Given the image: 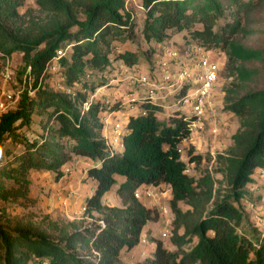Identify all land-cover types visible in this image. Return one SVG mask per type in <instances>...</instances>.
I'll use <instances>...</instances> for the list:
<instances>
[{"label":"trees","instance_id":"obj_1","mask_svg":"<svg viewBox=\"0 0 264 264\" xmlns=\"http://www.w3.org/2000/svg\"><path fill=\"white\" fill-rule=\"evenodd\" d=\"M35 2L37 10L22 13L26 0H0V54L4 59L23 55L19 74L23 77L31 68L35 92L31 96L25 90L17 107L0 117V155L11 153L0 164V203L34 206L32 172H51L59 181L64 166L85 158L95 163L87 177L96 182V191L86 201V214L95 222L76 226L50 216L34 222L0 207V264H122L123 251L136 248L147 225L161 217L158 209L136 198L144 186L170 190L176 248L170 251L154 240V256L146 264H264V233L253 230L252 239L240 233L245 219L241 201L256 173L264 175V50L238 40L246 19L264 0H141L147 43L161 45L186 32L192 40L185 48L223 57L229 82L223 109L240 120L234 145L217 157L228 188L223 195L209 173L198 179L188 175L189 164L201 160L192 156L193 148L188 162L179 152L191 136L190 123L175 112L160 121L162 106L138 104L141 113L129 119L122 154L112 153L107 144L103 117L118 106L91 98L111 78L113 43L135 40L128 0ZM225 19L227 24L217 31ZM68 47L58 64L69 92H58L44 83L57 52ZM117 60L129 67L138 64L132 52ZM33 125H39V135L28 133ZM8 142L23 151L7 150ZM119 179L122 206L110 207L104 200ZM181 204L190 210L183 211Z\"/></svg>","mask_w":264,"mask_h":264},{"label":"rangeland","instance_id":"obj_2","mask_svg":"<svg viewBox=\"0 0 264 264\" xmlns=\"http://www.w3.org/2000/svg\"><path fill=\"white\" fill-rule=\"evenodd\" d=\"M243 1L245 3H248L249 1L256 2L257 0ZM27 9L37 10L35 0H26V6L22 13H25ZM128 9L134 17L136 37L133 42L119 41L114 42L112 45V67L109 73V75L111 76L109 77L114 78L117 76L121 78V80L118 83H114V85L117 86L115 87V91H113V93L112 91H110L107 95L111 94V96L115 97V102L117 100V94H119L118 92L120 91V93H122L121 98H123V95L125 94L123 84L127 82L128 78L132 76L135 71L138 70L145 73L147 77H149L151 82H159V79H161L166 72H174L176 70L174 69L175 67H183L185 62L188 60V58L186 57V51L188 49L183 45L186 41L192 40L190 39V35L185 32L174 36L171 40L161 45H157L156 43H147L142 36L146 12L142 7L141 0L129 1ZM227 22V19L219 21L216 30L218 31L220 28L225 26ZM238 40L247 46L264 50V4L256 6L252 13L248 16L245 21L244 33L240 35ZM69 50L70 47L63 51L65 53H68ZM125 52H132L136 54L138 59V64L136 67H129L122 61L117 60L118 56ZM174 52L177 54V59H172L173 57H171L170 55V53ZM22 58L23 55L20 53L13 54L10 58L7 59H4L0 54V97L1 91L3 89L9 90L12 94L15 95L19 94L21 97L22 93L27 90L31 84L33 85V82L31 80L29 81L26 76L21 77L19 74L22 68ZM151 60L153 63L152 67L149 65ZM223 61L224 60H222V64ZM6 67H9L10 70L13 71L15 76L14 82L9 84H5L1 77V73ZM47 75L48 77L44 83L47 87L58 92H69L65 88L64 82L61 78L58 60H55L49 67ZM92 80H94V78ZM108 81L109 80L107 79V82ZM228 83L224 70L221 73L220 80L217 85L218 95L216 96V101L219 104L217 112L215 114V118L217 120L215 123L216 125L210 126V122H206V128L204 132L200 134H196L195 132H193L189 140L180 146V148L183 150V159L185 160V162H188L189 148L194 149L192 156H199L201 158L199 163L189 164L188 175L198 179L203 175L209 173L215 180V189L219 190L222 195L228 192V188L226 186V183H224L223 181L222 174L218 172L219 165L216 163L217 157L219 155L226 154L234 145L233 136L236 134L240 127L239 118L234 114L224 111L223 109L225 99L223 89L225 86H228ZM120 84H122V86H120ZM135 87L136 90L140 91L141 93H139V97H142L146 94L145 88L139 85H135ZM143 91L145 94L143 93ZM172 96L173 95L167 94L166 98L163 101H160L165 103L166 107V109H164L163 111V114H158V118L160 119V121L168 120L170 118V114L173 113L172 108H169V105L173 103L174 99ZM91 99L95 100L94 97H92ZM113 105H115L116 107L119 106L120 103H113ZM36 120H38V118H36ZM28 133L39 135L41 133V129L39 125H33L32 129ZM7 148V150H10L14 153H20L23 151L22 146L14 147L10 142L7 143ZM10 156L11 153L10 155L1 154L0 164H4L5 160L7 158H10ZM36 173L38 172H32L31 176ZM39 173L41 175L46 173L48 177L44 178L43 180L35 179L32 177V197L36 199V204L34 206L22 208L17 205L5 206V204L0 203V207L6 208L12 216L28 217L34 222H40L46 216H50V218H52L53 220L73 223L76 226H87L89 224H94V219L90 218L86 214V212L84 211L85 206L83 205L81 206L80 211L73 215V218H66L64 216V211L59 208L55 200L54 184L56 182V175L51 172L47 173L45 171ZM256 175L257 176L255 178V182L252 183V185L250 184L248 186V194L240 204V209L245 214L243 227L240 233H245L250 239H252L251 232L253 230H257L259 233H264V175L260 171H258ZM121 181L122 180L119 179L118 186L113 189L111 195L107 196L108 198L106 197V201L114 207L122 206V202L118 197L116 191ZM149 190L152 192V194L155 195L156 198H159L158 196H160L162 193L163 198L166 200L164 201V204L162 202L163 207L166 209L169 208V197L167 196V194L163 193L164 190H159L156 187H150ZM76 199V201H78L79 197H77ZM154 199H144L143 204L149 209H158L161 217L157 222H151L147 225V227L144 229L145 232L143 231L141 242L136 248L130 251H123L122 264H146V262L152 259L154 256L155 247H153L151 244L153 243L155 245L154 240L161 241L164 247L168 250L176 251V248L173 246L171 241L172 237L168 239L162 238V234L166 230L170 229L171 232L173 230V225H171L173 221V215L170 212L167 217L166 215L162 216L161 209H159L158 205H155ZM181 208L183 211L190 210V207L185 204H181ZM169 221H171L170 226Z\"/></svg>","mask_w":264,"mask_h":264},{"label":"built area","instance_id":"obj_3","mask_svg":"<svg viewBox=\"0 0 264 264\" xmlns=\"http://www.w3.org/2000/svg\"><path fill=\"white\" fill-rule=\"evenodd\" d=\"M129 1L127 2V8ZM186 57L188 60L185 62L183 67H175L174 72H166L164 76L159 79V82H151L149 77L143 72L135 71L132 76L128 78V82L135 86L139 85L146 89V94L142 97L130 98L129 104H140L148 102L151 105L160 106L159 94L167 92L169 95H173V103L170 105L173 112L177 113L179 118L184 122H189V128L191 136L193 132L200 134L205 131L206 122H210V125H216V112L214 110L213 98L214 92L217 89V85L220 80L221 73L223 72V57L217 55V53L207 50L204 48H187ZM66 53L61 50L57 52L56 60L65 56ZM172 59H177V54L170 53ZM222 64V66H221ZM28 80L33 82L31 76V68H29L24 75ZM2 80L5 84L14 82L15 76L9 67H6L1 73ZM154 79V78H153ZM31 96L35 95L32 89V84L27 89ZM20 95L12 94L9 90L3 89L0 97V117L15 109L19 103ZM142 115H146L142 112ZM126 128L117 124L114 128V139L116 142H120L119 146L123 149L122 140L125 135ZM190 136V137H191ZM189 140V139H188ZM185 140L183 143H186ZM108 146L112 150L110 144L107 141ZM179 152L183 156V150L179 148ZM116 154V153H115ZM185 161V160H184ZM67 173H69L67 171ZM170 193V190H168ZM74 194H70L73 197ZM136 198L143 199H154L155 195L152 192L146 190L144 192L137 191ZM68 199L62 200V205L67 206ZM163 216L170 214V209L161 208ZM86 212V206L84 207ZM171 223V222H170ZM170 225V224H169ZM171 237L170 229L166 230L162 234L163 239Z\"/></svg>","mask_w":264,"mask_h":264},{"label":"crops","instance_id":"obj_4","mask_svg":"<svg viewBox=\"0 0 264 264\" xmlns=\"http://www.w3.org/2000/svg\"><path fill=\"white\" fill-rule=\"evenodd\" d=\"M116 77L111 78L108 82V85L98 89L94 95V99L96 102H102L106 106H110V107L113 106V103L121 102V105L118 106V108L114 109V111L110 110L107 113H105L103 120H104V126H105L104 127V137L106 138V140L108 141L111 148L115 151L116 154H122L123 149L120 148V146H119L120 142H116L114 139V128L117 124H120L121 126L126 128L128 122H129V119L132 116H137L141 113V110L139 109L138 104H129V99L131 97L137 98L140 91H137L136 87L131 85L127 81L125 84H123V86H124L123 89H125V94L123 95V98H121L122 93H120L121 92L120 91V92H118L119 94H117V98H116L117 100L115 102V100H114L115 97L111 96V94H109V95H107V94L110 91H112V93H113V91H115V87H117L116 85H114V83H118L121 80V78H119V77L116 78ZM120 86H122V84H120ZM217 91H218V89H216V91L214 92V98H213V105H214L215 112H217L218 104H219L216 101V96L218 95ZM143 93H144V91H143ZM167 94H168L167 92H164L163 94H161V92H160L159 98L163 101L166 98ZM160 101H158V102H159L160 106H162L163 111H164V109H166L165 103L160 102ZM169 108H170V105H169ZM163 111L159 114H163ZM196 140H197V137H196ZM94 166H95V163L90 159L76 158L71 163H69L63 167V169H62L63 177L59 181L56 180V182L54 184L55 189L54 188L53 189L55 192L56 204L59 206V208L62 211H64V216L66 218H70V217L73 218L74 217L73 215L75 213H78V211H80L81 206L82 205L86 206V201L94 195V193L96 191V182L91 180V179H88V177H87L88 169H90ZM67 171L69 173H67ZM47 173H50V172H47ZM32 177L35 179L43 180L44 178H47L48 175L46 173L41 175L39 172L36 174H33L31 176V182L33 184ZM31 186L33 187V185H31ZM149 188L150 187L144 186L141 188L140 191H142V192H144L146 190L150 191ZM158 189L164 190L163 193L167 194V196L169 197V200H170L171 196H170V193L168 191L169 190L168 188L158 187ZM72 193L74 194V196L70 197V194H72ZM111 193H109L108 195H111ZM77 197H79L78 201H76ZM106 197L104 200L105 204H107L110 207H114L113 205H110L106 201L108 198V197L107 198ZM158 197L159 198L155 197V199H154L155 201L154 200L153 201H154L155 205H158L159 209H161V208H163L164 201H166V200L163 198L162 193ZM65 199H68L66 207H64L62 205V200H65ZM144 199H146V198H143L141 201L143 202ZM162 202H163V204H162ZM166 217H167V215H166ZM170 222L171 221H169V224H170ZM151 244L153 247H155V245L153 243H151Z\"/></svg>","mask_w":264,"mask_h":264}]
</instances>
